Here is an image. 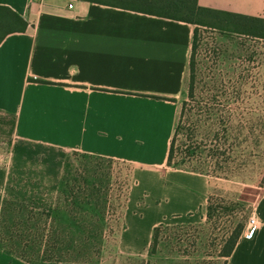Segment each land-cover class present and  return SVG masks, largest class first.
<instances>
[{
  "label": "crops",
  "instance_id": "crops-1",
  "mask_svg": "<svg viewBox=\"0 0 264 264\" xmlns=\"http://www.w3.org/2000/svg\"><path fill=\"white\" fill-rule=\"evenodd\" d=\"M199 4L264 19V0ZM0 6L29 24L0 45V114L19 145L131 165L138 184L150 191L149 239L151 229L199 210L207 199L204 176L163 172L170 169L187 94L195 26L78 0H0ZM256 215V226L227 264H264V198Z\"/></svg>",
  "mask_w": 264,
  "mask_h": 264
},
{
  "label": "rangeland",
  "instance_id": "rangeland-1",
  "mask_svg": "<svg viewBox=\"0 0 264 264\" xmlns=\"http://www.w3.org/2000/svg\"><path fill=\"white\" fill-rule=\"evenodd\" d=\"M210 21L214 28L199 27L194 52L196 102L205 105L204 116L189 101V82L183 101H189V109L194 110L193 122L199 120V141L205 140V154L195 163L209 175L204 176L208 191L203 206L192 216L161 224L153 248L155 228L150 239L146 237L152 216L144 222L150 191L138 184L131 165L73 151L19 145L10 120L0 114V225L5 227L0 229V264H29L3 251L11 248L4 247L9 238L19 237L21 213L16 205L25 203L36 218H44L40 214L47 204L59 209V233L70 236L61 249L69 260L61 264L226 262L219 251L232 219L211 221L206 209L209 198L234 204L235 223L246 226L243 235H249V219H257L264 198V39L235 33L226 24L218 28L219 21ZM182 141L181 135L177 147ZM225 150L232 169L228 175L216 165L225 166V158L219 155ZM61 182L65 186L60 188ZM136 194L138 198H134ZM6 201L10 205L2 216ZM134 220L144 222L141 230L135 229ZM41 224L43 228L44 222ZM132 240L140 244L132 245Z\"/></svg>",
  "mask_w": 264,
  "mask_h": 264
},
{
  "label": "trees",
  "instance_id": "trees-1",
  "mask_svg": "<svg viewBox=\"0 0 264 264\" xmlns=\"http://www.w3.org/2000/svg\"><path fill=\"white\" fill-rule=\"evenodd\" d=\"M78 1H85L156 17L167 18L195 26L193 52L190 63L188 97L190 102L197 104V109L194 108V110L198 112L199 116H204L205 114V105L201 107L200 103L196 102V92L194 86V52L197 48L199 27L214 28L210 20L215 22L219 21L220 24H215L218 28L220 25L226 24V27H233L232 29L235 33L264 39V19L202 7L199 4V0ZM28 27V22L22 16L7 6H0V45L8 35L13 33H23L28 29ZM189 101H185L182 104L178 124L170 144L167 168L198 174L201 176H209L206 174L205 168L195 166L196 160L200 159L203 157V154H205V140L203 139L202 141H199L198 139L197 133L199 131L200 123L199 120L197 123L193 122L194 110L189 109ZM225 133H228L227 129ZM181 135L183 136L184 141H182L180 146L177 147V143ZM219 155L221 156V159L225 158V160H223L225 166L219 164L216 165L219 167L218 169H221L224 174L228 175L229 172L232 171L229 166L230 157H226L228 152L225 150L224 152H219ZM218 169L214 170L215 172H212L213 175L216 171H218ZM59 185L60 188L64 187L65 182H61L58 186ZM8 202L10 201L5 202L4 208L2 209V216L6 215V209L10 205ZM16 206H18V212L21 213V222L17 223L19 237L17 240L9 238V244L4 246V244L7 243V241H5L3 246H10L11 248L3 249V251L29 264H52L62 263L69 260L67 257L65 258L64 255L66 254L61 252V249L64 248L70 240V236L69 234H67V236H63L59 233L60 227L59 225H56V222H58L59 209H57L54 205L47 204L44 206L45 212L40 214L41 216L43 215L44 218H36L33 212L28 210L29 205L27 203L17 204ZM234 207V204L228 205L221 199L209 198L206 209L207 217L211 221H220L222 219L221 217L228 218V221L229 219H232L231 222L229 221L231 227L227 229V233L221 240L222 245L220 246L221 248L219 251V257L226 259L224 264H227L228 259L233 255L235 248L243 236L246 228L243 222L238 224L235 223L237 212ZM42 221L44 222L43 228L41 227ZM6 227L9 228L8 226ZM40 227L41 234H38ZM1 228L4 230L5 227L0 225V229ZM161 229L162 225L156 227L153 231V248L158 243L157 241ZM30 248L31 250H29Z\"/></svg>",
  "mask_w": 264,
  "mask_h": 264
},
{
  "label": "built area",
  "instance_id": "built-area-1",
  "mask_svg": "<svg viewBox=\"0 0 264 264\" xmlns=\"http://www.w3.org/2000/svg\"><path fill=\"white\" fill-rule=\"evenodd\" d=\"M35 2H41L42 0H34ZM69 9H73L74 8V5L73 4H69ZM256 219L254 218H250L249 219V224H248V227L247 229H249L248 231L250 232L251 228H254L256 226Z\"/></svg>",
  "mask_w": 264,
  "mask_h": 264
}]
</instances>
